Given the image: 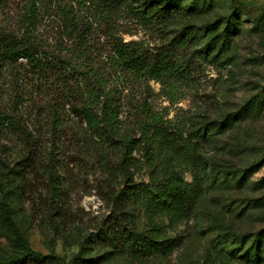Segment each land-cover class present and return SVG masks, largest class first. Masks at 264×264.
<instances>
[{"label":"rangeland","instance_id":"obj_1","mask_svg":"<svg viewBox=\"0 0 264 264\" xmlns=\"http://www.w3.org/2000/svg\"><path fill=\"white\" fill-rule=\"evenodd\" d=\"M164 4L0 0V201L55 256L21 264H264V0ZM118 41L177 67H118ZM19 235L0 204V262Z\"/></svg>","mask_w":264,"mask_h":264},{"label":"trees","instance_id":"obj_2","mask_svg":"<svg viewBox=\"0 0 264 264\" xmlns=\"http://www.w3.org/2000/svg\"><path fill=\"white\" fill-rule=\"evenodd\" d=\"M163 1L165 4L163 7H160V10L163 11L161 15H166V16H172L174 14L178 13L177 4L178 0H159ZM158 11V10H157ZM156 14V11L154 12ZM218 24H220L219 20L212 21L210 23L206 24V30L209 29H216L218 27ZM227 30H232L234 27L230 24L227 23L226 27ZM214 37L212 36L210 40L206 42V44L203 46L204 49L209 51V48L213 46L212 41ZM185 39H183L182 42H184ZM114 65L116 66H121V67H127L133 70H146L148 69L149 65L147 62L146 56L141 53L135 46V43L132 41L128 42H122L118 41L115 42L114 45ZM206 53V52H205ZM22 56H25L31 64L35 63L37 60V55L29 51L28 49H23L21 53ZM207 55V53H206ZM39 58V57H38ZM39 64V63H36ZM150 64V70L154 72L155 74H162L166 70H171L173 67H177L176 65H173V63L170 60H167L165 56H157L155 57L153 63ZM96 88H92L87 95V99L84 100L83 104L79 108V114L83 117V119L86 121L87 125L95 129L98 127L100 123L99 116L97 112L95 111V106L93 101L90 99L95 95ZM254 109L253 104L251 101L246 102L235 114L229 115V117L232 118V120L238 119V118H244L248 116V114ZM111 108H109V118L110 120L114 119V115L112 114ZM126 146V154H130V150L128 147V142L125 145ZM255 165H252L250 167V170L253 169ZM247 171V170H246ZM242 176H245L244 174ZM0 204L2 206V210L4 212L5 219L14 227V229L17 231L18 234H20V240L21 242L27 247V249L24 251L22 256L12 258L10 260L2 261L0 264H21L27 261H40V262H46L48 260H52L55 258L53 255H48V254H43L39 251L33 250L30 245L28 240L22 236L20 233L19 227L16 224L15 220L11 216L8 206L6 204V200L2 199L0 201ZM89 238V237H87Z\"/></svg>","mask_w":264,"mask_h":264}]
</instances>
